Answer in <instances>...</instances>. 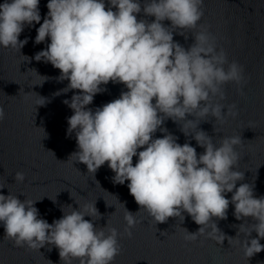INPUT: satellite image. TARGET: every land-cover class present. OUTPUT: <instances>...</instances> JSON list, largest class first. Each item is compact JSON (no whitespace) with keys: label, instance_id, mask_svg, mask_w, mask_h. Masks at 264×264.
<instances>
[{"label":"clouds","instance_id":"9594fccd","mask_svg":"<svg viewBox=\"0 0 264 264\" xmlns=\"http://www.w3.org/2000/svg\"><path fill=\"white\" fill-rule=\"evenodd\" d=\"M203 3L147 0L142 7L141 0H109L106 8L105 0H47L48 12L41 23L40 0H4L0 3V46L23 48L28 38L21 40L20 34L26 26L39 24L34 42L49 38L50 43L34 59L51 63L60 70L56 79L68 81L57 95L78 90L63 101L73 110L67 117V135L75 134L78 149L70 157L92 173L107 162L113 182L128 181L135 202L156 223L187 212L201 226L197 232L187 231L184 238L188 241L210 228L207 236L222 244L225 234L217 235L221 231L216 220L227 218L231 203L237 220L251 217L255 221L241 242L249 258L264 250L260 243L264 239V196H255L249 183L237 187V181L244 178L236 170L235 146L241 137H224L216 146L203 130L196 131L193 138L204 148L199 155L189 142L181 145L170 133L153 138L158 129L166 131L161 127L164 118L192 124L187 115L210 114L222 122L227 115H237L235 105L223 112L225 106L213 98L224 99L221 86L225 83L241 84L242 66L236 61L228 63L224 50H217L215 37L203 26L187 49L173 39V30L183 35V30L198 27ZM141 11L154 20L137 19ZM165 20L171 22L170 27L162 23ZM110 81L127 90L95 111L87 107L96 94L106 91L102 86ZM4 116L0 106V120ZM185 126L182 130L187 136ZM134 156L138 157L135 164ZM24 178L22 172L15 174V180ZM227 193H232L230 199ZM69 207L70 211L62 209L64 214L49 223L40 216L35 201L0 193L5 237L16 246L32 249L54 245L66 264L74 258L80 264H112L120 253L117 229H97L93 219L84 218L100 215L95 204L80 205L79 210ZM124 220L125 232L131 237L138 221L126 208ZM253 231L256 237H251Z\"/></svg>","mask_w":264,"mask_h":264},{"label":"water","instance_id":"95a60500","mask_svg":"<svg viewBox=\"0 0 264 264\" xmlns=\"http://www.w3.org/2000/svg\"><path fill=\"white\" fill-rule=\"evenodd\" d=\"M146 2L141 0L142 7ZM105 4L107 8L109 0H105ZM46 5L47 0H40L41 23L48 12ZM203 12L196 29H185L183 35L173 30V39L187 49L195 42V32L203 26L215 37L217 50H224L228 63L236 61L242 66L241 84L227 82L221 86L224 99L213 98L214 103L225 106L223 112H227V106L235 105L233 111L237 115H227L223 122L210 114L206 117L187 115L188 120H193L192 124L164 118L161 127L166 131L158 129L153 138L170 133L181 145L189 142L199 155L204 148L193 138L196 131L203 130L216 146L224 137H241V142L235 146L239 156L236 170L243 172L244 178L237 181V187L249 183L254 187L255 196H264V0H204ZM137 19L151 22L154 17L141 11ZM162 23L171 26L168 20ZM38 27L39 24L25 27L19 37L28 38L23 48L0 46V106L5 111L4 119L0 120V193L11 192L20 200L35 201L40 216L49 223L64 214L62 209L70 211L69 205L79 210L80 205L95 204L100 215L84 218L93 219L97 229L107 231L108 227H115L118 231L120 253L112 264H264V250L249 258L244 254L241 242L255 221L251 217L237 220L231 203L227 218L216 220L221 231L217 235L225 234L222 244L207 236L210 228L202 235L197 233L196 240L188 241L184 238L187 231L197 232L201 226L187 212L182 213L184 219L169 217L164 223H156L135 202L127 187L128 181L113 182L114 173L107 162L92 173L84 163L70 157L78 149L75 134L67 135V117L73 110L63 101L70 100L78 90L57 95L68 81L56 79L60 70L51 63L34 59L35 53L50 43L49 38L40 44L34 42ZM224 67L227 69V64ZM102 87L106 91L96 94L92 104L87 106L93 111L127 90L123 84L111 81ZM183 126L189 132L187 136ZM137 159L133 157V164ZM17 172L24 173L23 181L15 180ZM231 195L226 194L229 199ZM125 208L134 213L138 221L131 229V237L125 232ZM256 236L253 231L251 237ZM260 243L264 244V239ZM0 264L66 262L60 259L54 245L45 244L40 249L16 246L5 237L0 222ZM71 264H80V261L74 258Z\"/></svg>","mask_w":264,"mask_h":264}]
</instances>
